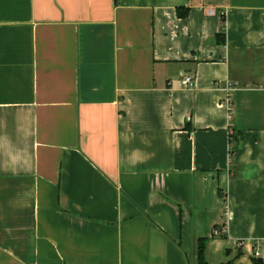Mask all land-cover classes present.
<instances>
[{
    "label": "crops",
    "instance_id": "crops-1",
    "mask_svg": "<svg viewBox=\"0 0 264 264\" xmlns=\"http://www.w3.org/2000/svg\"><path fill=\"white\" fill-rule=\"evenodd\" d=\"M201 238L264 264V0H0V264H197Z\"/></svg>",
    "mask_w": 264,
    "mask_h": 264
},
{
    "label": "trees",
    "instance_id": "trees-1",
    "mask_svg": "<svg viewBox=\"0 0 264 264\" xmlns=\"http://www.w3.org/2000/svg\"><path fill=\"white\" fill-rule=\"evenodd\" d=\"M224 34H219L218 36H223ZM232 107L230 108V113H232ZM214 232L215 234H213V237H219V238H223V239H227V234L226 233H222L221 231V227L219 226H214ZM209 241V238H201L198 241V247H197V264H209V262L206 259V255H205V251H206V247H207V243ZM253 261L255 262V264H261L259 262V259H253ZM223 264H233L231 261L227 262V263H223Z\"/></svg>",
    "mask_w": 264,
    "mask_h": 264
},
{
    "label": "built area",
    "instance_id": "built-area-1",
    "mask_svg": "<svg viewBox=\"0 0 264 264\" xmlns=\"http://www.w3.org/2000/svg\"><path fill=\"white\" fill-rule=\"evenodd\" d=\"M182 84L185 87H191V86L194 85V78L192 76H187V77H185L183 79ZM229 91H232V88H229ZM227 101H228V105H229V109H230L231 106L233 105V101H232V98H231L230 94H229V97H228V100ZM261 248H262L261 243L260 242L259 243H256L255 249L253 250V253H252L253 254L252 256L255 259H258L260 257V255H261L260 254Z\"/></svg>",
    "mask_w": 264,
    "mask_h": 264
},
{
    "label": "rangeland",
    "instance_id": "rangeland-1",
    "mask_svg": "<svg viewBox=\"0 0 264 264\" xmlns=\"http://www.w3.org/2000/svg\"><path fill=\"white\" fill-rule=\"evenodd\" d=\"M221 239H223V238H221ZM226 240V239H225ZM228 246H227V249L225 250V254H227V256H228ZM237 255H239V254H237ZM236 260V257H232V259L231 260H229V262L231 261L232 263L234 262Z\"/></svg>",
    "mask_w": 264,
    "mask_h": 264
},
{
    "label": "water",
    "instance_id": "water-1",
    "mask_svg": "<svg viewBox=\"0 0 264 264\" xmlns=\"http://www.w3.org/2000/svg\"><path fill=\"white\" fill-rule=\"evenodd\" d=\"M259 262H260L261 264H263V260H262V259H259Z\"/></svg>",
    "mask_w": 264,
    "mask_h": 264
},
{
    "label": "clouds",
    "instance_id": "clouds-1",
    "mask_svg": "<svg viewBox=\"0 0 264 264\" xmlns=\"http://www.w3.org/2000/svg\"><path fill=\"white\" fill-rule=\"evenodd\" d=\"M15 160V158H13Z\"/></svg>",
    "mask_w": 264,
    "mask_h": 264
}]
</instances>
